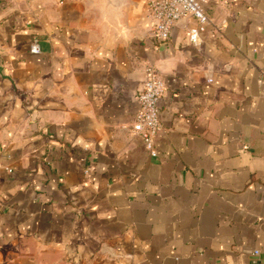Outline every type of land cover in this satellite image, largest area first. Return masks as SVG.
<instances>
[{
	"label": "crops",
	"instance_id": "crops-1",
	"mask_svg": "<svg viewBox=\"0 0 264 264\" xmlns=\"http://www.w3.org/2000/svg\"><path fill=\"white\" fill-rule=\"evenodd\" d=\"M150 1L0 0V264H264V0H206L196 46Z\"/></svg>",
	"mask_w": 264,
	"mask_h": 264
},
{
	"label": "built area",
	"instance_id": "built-area-1",
	"mask_svg": "<svg viewBox=\"0 0 264 264\" xmlns=\"http://www.w3.org/2000/svg\"><path fill=\"white\" fill-rule=\"evenodd\" d=\"M206 0H151L148 16L155 22V36L166 41L171 35L172 27L181 19L193 17L197 25L189 31V41L198 45L203 33L207 31L210 17L206 10ZM39 46L33 45L31 51L39 52ZM166 88L165 80L154 65L147 66V79L143 89L138 93L140 110L132 126L152 156L157 155L155 138L162 127L159 100ZM260 251L256 250L255 254Z\"/></svg>",
	"mask_w": 264,
	"mask_h": 264
}]
</instances>
